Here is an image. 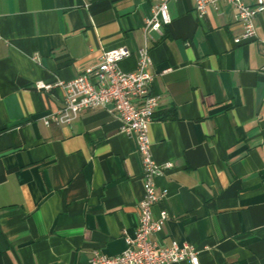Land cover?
<instances>
[{"label": "crops", "instance_id": "crops-1", "mask_svg": "<svg viewBox=\"0 0 264 264\" xmlns=\"http://www.w3.org/2000/svg\"><path fill=\"white\" fill-rule=\"evenodd\" d=\"M157 0H0V264H91L126 248L139 219L142 162L110 109L44 124L63 105L37 90L126 46L136 65ZM253 5L256 0H241ZM170 22L148 34L152 156L167 219L154 235L199 250L198 264H264V10L242 44L233 5L172 0ZM178 264H190L182 261Z\"/></svg>", "mask_w": 264, "mask_h": 264}, {"label": "built area", "instance_id": "built-area-1", "mask_svg": "<svg viewBox=\"0 0 264 264\" xmlns=\"http://www.w3.org/2000/svg\"><path fill=\"white\" fill-rule=\"evenodd\" d=\"M172 0H157L152 15L145 20V45L135 52L136 65L132 70H123L120 62L133 54L126 46L102 52L99 62L83 73L68 81L57 80L54 84L39 80L35 83L37 90L48 91L59 87L63 91V105L50 113L44 124H68L87 109H110L121 122V130L134 137L137 151L142 162L143 193L138 203L139 219L133 236L124 234L126 248L116 255H106L94 251L91 264H178L189 261L198 264L199 250L188 243H179L171 239L162 244L154 235L161 232L167 219L162 210L158 217L153 216V206L160 200L156 192L155 178L170 167L155 162L151 151L149 125L158 108L157 94L151 91L152 74L149 73V38L150 31H162L170 22L168 4ZM194 10L203 16L208 6L220 9L222 2L233 5L236 20L242 31L235 36V44H242L256 37L254 19L264 10V0H256L247 5L241 0H193Z\"/></svg>", "mask_w": 264, "mask_h": 264}]
</instances>
